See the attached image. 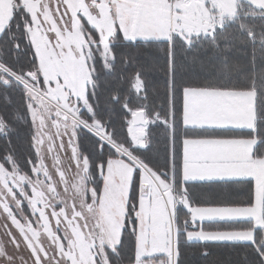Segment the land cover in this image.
<instances>
[{
  "label": "snow or ice",
  "instance_id": "6c2138e0",
  "mask_svg": "<svg viewBox=\"0 0 264 264\" xmlns=\"http://www.w3.org/2000/svg\"><path fill=\"white\" fill-rule=\"evenodd\" d=\"M213 248L264 264V0H0V264Z\"/></svg>",
  "mask_w": 264,
  "mask_h": 264
},
{
  "label": "trees",
  "instance_id": "16d2710c",
  "mask_svg": "<svg viewBox=\"0 0 264 264\" xmlns=\"http://www.w3.org/2000/svg\"><path fill=\"white\" fill-rule=\"evenodd\" d=\"M162 81V74L157 73V83L159 84ZM23 133H21L20 141L18 142L21 146L23 145ZM212 194H206L205 199L209 198ZM212 256L208 260L202 259L198 255H191V253L186 254V258L189 264H209V261H214L221 259L224 261L231 260L232 264H242L243 255L242 250H232L225 248H213L211 249Z\"/></svg>",
  "mask_w": 264,
  "mask_h": 264
}]
</instances>
